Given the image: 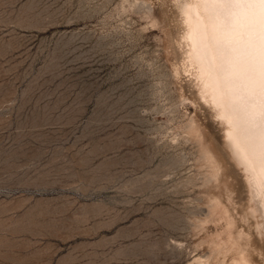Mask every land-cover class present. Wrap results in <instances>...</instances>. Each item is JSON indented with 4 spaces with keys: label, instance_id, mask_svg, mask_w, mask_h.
Segmentation results:
<instances>
[{
    "label": "rangeland",
    "instance_id": "1",
    "mask_svg": "<svg viewBox=\"0 0 264 264\" xmlns=\"http://www.w3.org/2000/svg\"><path fill=\"white\" fill-rule=\"evenodd\" d=\"M185 30L175 0H0V264H264Z\"/></svg>",
    "mask_w": 264,
    "mask_h": 264
},
{
    "label": "bare ground",
    "instance_id": "2",
    "mask_svg": "<svg viewBox=\"0 0 264 264\" xmlns=\"http://www.w3.org/2000/svg\"><path fill=\"white\" fill-rule=\"evenodd\" d=\"M185 26L188 67L202 98L226 128L264 236V3L175 0ZM217 204L211 210H217ZM237 262V261H234ZM237 264H248L241 259Z\"/></svg>",
    "mask_w": 264,
    "mask_h": 264
},
{
    "label": "snow or ice",
    "instance_id": "3",
    "mask_svg": "<svg viewBox=\"0 0 264 264\" xmlns=\"http://www.w3.org/2000/svg\"><path fill=\"white\" fill-rule=\"evenodd\" d=\"M258 2H260V3H264V0H258Z\"/></svg>",
    "mask_w": 264,
    "mask_h": 264
}]
</instances>
